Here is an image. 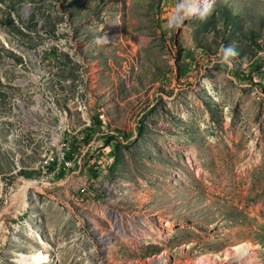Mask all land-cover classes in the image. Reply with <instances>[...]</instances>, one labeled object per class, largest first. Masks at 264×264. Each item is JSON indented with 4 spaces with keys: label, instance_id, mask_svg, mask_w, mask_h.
Segmentation results:
<instances>
[{
    "label": "rangeland",
    "instance_id": "374dc122",
    "mask_svg": "<svg viewBox=\"0 0 264 264\" xmlns=\"http://www.w3.org/2000/svg\"><path fill=\"white\" fill-rule=\"evenodd\" d=\"M179 3L0 0V264H264V0Z\"/></svg>",
    "mask_w": 264,
    "mask_h": 264
},
{
    "label": "clouds",
    "instance_id": "9594fccd",
    "mask_svg": "<svg viewBox=\"0 0 264 264\" xmlns=\"http://www.w3.org/2000/svg\"><path fill=\"white\" fill-rule=\"evenodd\" d=\"M210 14V6L205 5L203 0H180L176 6V12L169 20L167 28L177 29L184 25L186 20L200 19L205 20ZM109 42L108 36L105 33L103 37H98L97 42ZM239 56V52L234 45H221L218 49L217 62L228 71L234 68V58Z\"/></svg>",
    "mask_w": 264,
    "mask_h": 264
},
{
    "label": "bare ground",
    "instance_id": "6f19581e",
    "mask_svg": "<svg viewBox=\"0 0 264 264\" xmlns=\"http://www.w3.org/2000/svg\"><path fill=\"white\" fill-rule=\"evenodd\" d=\"M210 2L212 0H204V4L207 2ZM209 4V3H208ZM248 247L247 248H241L237 251L236 257L234 259H238L237 262L241 264H256L253 254L248 252ZM231 260V259H230ZM204 262L202 264H212L209 258L202 259L201 262ZM19 262L21 264H44L48 262L47 256L42 253H33V254H21L19 258ZM201 264V263H199ZM228 264H236L232 262H228Z\"/></svg>",
    "mask_w": 264,
    "mask_h": 264
},
{
    "label": "trees",
    "instance_id": "16d2710c",
    "mask_svg": "<svg viewBox=\"0 0 264 264\" xmlns=\"http://www.w3.org/2000/svg\"><path fill=\"white\" fill-rule=\"evenodd\" d=\"M101 123H99V125H100ZM106 145H108V146H110L111 147V149H112V153H113V156H114V165L115 166H117L118 164H119V159H120V157H119V155L117 154V152H116V147H115V145H110L109 143H106ZM54 169H55V167H54Z\"/></svg>",
    "mask_w": 264,
    "mask_h": 264
},
{
    "label": "built area",
    "instance_id": "2783aa9c",
    "mask_svg": "<svg viewBox=\"0 0 264 264\" xmlns=\"http://www.w3.org/2000/svg\"><path fill=\"white\" fill-rule=\"evenodd\" d=\"M55 162H56V159L53 157V158H51V162H50L49 164H56ZM65 164H66V165H69L68 162H65ZM63 168L66 169V167H63ZM60 169H61V168L58 166L57 168L54 169L53 172H56V170H57V171H60Z\"/></svg>",
    "mask_w": 264,
    "mask_h": 264
}]
</instances>
